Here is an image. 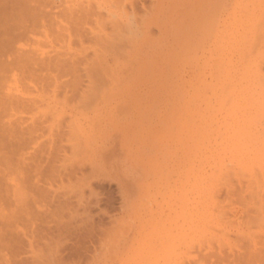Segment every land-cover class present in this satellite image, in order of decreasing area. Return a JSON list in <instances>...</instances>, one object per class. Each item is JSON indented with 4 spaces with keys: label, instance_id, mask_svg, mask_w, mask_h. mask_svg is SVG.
<instances>
[{
    "label": "rangeland",
    "instance_id": "374dc122",
    "mask_svg": "<svg viewBox=\"0 0 264 264\" xmlns=\"http://www.w3.org/2000/svg\"><path fill=\"white\" fill-rule=\"evenodd\" d=\"M63 1L35 0L41 24L35 29L31 17L27 31L8 35L9 51L37 46L65 60L52 71L30 64L17 79L9 73L0 93V264H264V158L250 155L243 164H230L238 156L231 155V138L240 127L264 139L263 115L237 95L205 94L210 68L196 66L218 60L219 44L233 50L230 57L238 63L236 51L248 29L239 15L250 0H227L215 34L197 42V51L194 32H177L166 22L169 32L163 18L167 9L170 17L193 15L203 0H116L121 29L134 23V40L141 47V40L148 43L142 57L151 53L162 66L158 84L139 77L140 69L122 78L133 68L124 67V54L107 63L121 77L107 80L106 64H95L94 17L77 21L79 26L72 20L88 1ZM63 9H77L73 27ZM168 75L182 91L171 89ZM93 81L94 90L101 86L97 92ZM75 124L82 131L75 132Z\"/></svg>",
    "mask_w": 264,
    "mask_h": 264
},
{
    "label": "bare ground",
    "instance_id": "6f19581e",
    "mask_svg": "<svg viewBox=\"0 0 264 264\" xmlns=\"http://www.w3.org/2000/svg\"><path fill=\"white\" fill-rule=\"evenodd\" d=\"M10 1L12 2L11 3L12 5H9ZM40 1H44V0H40ZM87 1H88V3L86 4L87 7L84 6L82 8L83 5L80 6L82 9H80L81 13H80V11L77 13V14H79L78 18L74 17L76 15L75 13H76L77 9H76L75 13H74L73 9H72L73 11L70 9L72 14H70V12H68L69 14L65 13L64 9L62 12L65 14V15H63L64 19H65V16H67L70 20L74 17L72 19L73 22L75 21L74 24H77V21H79V23H80V21H82V23H83V20L85 21L86 18L92 19L94 17L93 19L95 20L94 23L96 26L93 27L94 28L93 31L97 34V41H95V43L97 42V44H96L97 49L95 51H97L98 53H97V57L94 56V58L96 57L95 58L96 63L93 60L90 63L94 62L95 64H100V65L106 64L105 70L103 69L105 72L104 76L107 75L108 77L106 76V79L107 78L111 79V75H112V77H114L113 75L120 76L121 74L119 73V75H118L119 69H118V71L117 70L114 71L112 64H111L112 67L108 66L109 65L108 61H110L109 59L111 57L115 58V56L121 57V55L124 54V62L121 61L124 65V67H126L128 64H130L131 67L133 65L132 69H134V70L132 71V69H129V68H131L129 65V68H128L129 74L127 72H126L127 75L125 73H123L124 76L122 78L127 79V77H129L130 75H131V77H133L132 74L134 72H136L138 69H140V71H139L140 75H138V73H139L138 72L135 75V77L139 78V77H143V76L145 77L146 76V78L148 77L147 79L152 80V81L155 80L158 84V78H157L158 72H159L160 68H162V66L160 64H158L157 61H156V64L152 62L150 55H149L151 53H149L148 51L146 52V54L147 53H149V54H147V56L145 54L146 57H144V58L142 57L143 53L145 52V51L143 52V50H147V49H143V46H145V45L148 46V43H147V41L141 40L140 43H142V44H143V42L144 43L146 42L141 47V46H139V43H137L136 40H134L135 37L133 35V30H132V28L135 27V26H133L134 23L125 22L126 27H127V29H126L127 31H123L124 28L121 29V27H123V26H120L119 18L122 19L121 16L123 14H122V9H120L118 11L116 9L118 7L117 6L118 2H116V0H103V1L87 0ZM226 1L227 0H203L202 1L203 3H201V5L203 6V4H204V6L202 7L203 9L201 11L198 10L201 7L198 9L193 8L192 9V11H194L193 15L190 11L191 15H189L187 17H185L184 15H183L184 17H181V16H179L180 14L179 15L176 14L179 17L178 16H176V17L171 16L172 18L169 15H167L168 12L170 11V9L168 10L167 8H165V7L170 8V6H164L165 3H163L164 10L167 9L166 10L167 14L164 12L165 13L164 17L166 15L165 18H167V19L165 20V18H163L164 19L163 23H165L163 25L165 27L166 22H167V23H170V25H173V26L175 25L177 27L176 28L177 32L179 30L194 32V34H195L194 41H196V42L193 43L191 46H192V49L197 51L198 49H200L198 47L197 42H199L201 40L209 39V38H211L212 33L215 34V32H214L215 31V23L218 20L219 12H220L221 8H223L225 6ZM34 2H35V0H0V93H1L2 89H5L9 73L12 74L14 79H17L19 77L18 72L20 70H23V72H24L27 65L37 64V67H38L39 65L42 64L44 68H47L45 70H48L53 66L59 65V63H60L59 61L65 60L64 57L62 60H60L61 58L58 59L59 56L57 58L53 59L52 56H49L48 52L44 51L43 49H40L37 46L30 47V50H28L26 52L22 49H21L22 52H21V50L17 51V50H15V48H14L15 51L14 50H11L12 52L9 51L10 46H8V43H9V45H12L11 44L12 41H10L11 39H9L8 35L11 32L14 33V31H16V29H20V28H23V29H25V31H27L30 28L29 24L32 20H29V18H31V17L35 18L32 21V24L34 23L33 27L35 29H36V26L38 25L39 22L41 24L42 20H41V17L39 16L40 11L38 9H36L37 7H34L35 6ZM58 2L64 3L63 0L62 1L58 0ZM91 2H95V4L97 5V8H95V6H94V8L97 9L96 10L97 13L94 9H92L93 7L91 6V4H92ZM72 3H74V2H72ZM61 7H62V5H61ZM80 7H77V8H80ZM66 9H68V8H66ZM102 10L104 12H106V14H105L106 18L101 16L100 13L103 12ZM41 14H43V11ZM45 14H44V16H45ZM54 15L55 14L52 15L53 18H54ZM185 15H187V14H185ZM58 16L59 15H57V17ZM60 17L61 16H59L58 18H60ZM79 18H80V20H79ZM168 18L172 19L173 22L168 21ZM239 18H240V20H242L248 24L247 25L248 29L245 30L246 34L244 36V44L239 49H237V51H236L239 54L238 63L235 62L234 60H232V58L230 57L231 56L230 53H233V50H230L229 51L230 53H229L226 50L227 45L219 44V45H216V47H215V52H217L218 53L217 56H219L218 60L207 61L203 65H201L199 63L196 66L202 67L204 69L210 68V72H211V76H212L211 81L205 82V84H203V89H202V90H204L205 94L208 92L214 93V94L220 93V95H223L224 97L232 95V94L237 95L239 97V99H238L239 102L241 101V103H243L246 107H250V108H253L255 110L257 109V111H259L263 116L261 114L260 115L264 118V0H250L249 3L245 7L243 18H242V15H239ZM48 19H46V20H48ZM69 19L68 20L65 19L64 21L69 22ZM72 20L70 22V26L72 24L71 27H73ZM50 21H51L50 19L47 22L45 21L46 26H47V23L49 22L48 25L50 27V25H51ZM56 22H57V20H55V23ZM86 22L84 24H86ZM82 23H81V25H82ZM107 23H109L110 26H112V28H113V31H111V32L108 31V33L105 32V27H106ZM125 23H124V25H125ZM59 24L61 25V23H59ZM81 25H80V27H81ZM170 25L168 24L169 27H170ZM41 26L43 27V25L38 26L40 30H41V28H40ZM52 26H54V25H52ZM76 26H79V24H77ZM62 27L63 26L61 25V28ZM80 27H77V29L79 30ZM169 27H168V29H169ZM66 28H68V27H66ZM52 29L53 30H50V31H55L54 33H57L58 30L56 31L55 30L56 28L53 27ZM77 29H75L76 32H77ZM81 29H85V27L84 28L81 27ZM165 29H167V28L165 27ZM173 29H175V28H173ZM65 30H66V32H68L67 29H65ZM211 31H213V32H211ZM169 32H171V29ZM59 33H60V31H59ZM61 33H62V31H61ZM35 34L37 35L39 33H35ZM40 34H42V33H40ZM64 34H63V36H64ZM174 34H175V30H174ZM59 35H61V34H59ZM59 35H57L58 37L57 36L55 37L56 40H57V38L60 40ZM79 36H80V33H79ZM47 38H49L48 33H47ZM64 39H66V38H64ZM64 39L62 41V38H61V43L65 42ZM58 41H57V44L60 42V41L59 42ZM36 42L39 43V41H36ZM91 43H94V41L93 42L91 41ZM26 44H27V42H26ZM126 44H129L130 48H129V45H127V51H124V50L122 51V48H123L122 46H124ZM43 45H45L46 48L50 47V45L48 43H46V44L44 43ZM55 45H56V43H55ZM58 45H56V46H58ZM13 46H14V43H13ZM67 46H68V44H67ZM94 46L95 45H93V48H95ZM137 47L138 48L141 47L142 49L141 48L138 49ZM77 48H79V47H77ZM81 48H82V46H81ZM128 48H129V51H128ZM19 49H20V47H19ZM131 49H133V51ZM125 50H126V48H125ZM80 51H81V49H79L78 52H80ZM95 51H93V52H95ZM55 52H56V50H55ZM225 52H228L227 55L223 54ZM56 54H58V52ZM59 54H63L62 51H61V53L59 52ZM68 55H70V54H68ZM76 55H78V54H76ZM195 55L197 56L198 53L196 52ZM61 56H63V55H60V57ZM92 56H93V54H92ZM211 57H212V55H211ZM6 58H7V60L8 59L10 60L9 63H7L8 61H6ZM67 59H69V60H67ZM67 59L65 61L66 63L67 62L72 63V61H73L72 56H71V58H67ZM76 61H74V62H76ZM61 63L63 65L64 61ZM76 63H73V64H75V66H76ZM107 63H108V65H107ZM122 63H120L118 61V65H120ZM196 63H198V62H196ZM64 65H66V64H64ZM70 65H72V64H70ZM70 65L67 64L66 67L70 66ZM80 66H82V65H80ZM94 66H96V65H94ZM134 66H135V68H134ZM34 67H36V66H34ZM89 67H91V66L89 65ZM89 67H87L88 68L87 71L89 70ZM138 67H140V68H138ZM28 68L30 69V66L27 67V69ZM61 68H62V66H61ZM69 68H72V67L70 66ZM111 68H113V69H111ZM121 68H123V67H121ZM63 69H61V70H63ZM66 69H68V68H66ZM72 69H74V68H72ZM72 69H70V71L73 72ZM95 69H97V68L95 67ZM75 70L78 71V69H75ZM91 70L93 71L94 68ZM99 70H101V68ZM54 71H56V68ZM121 71L122 70H120V72ZM23 72H22V74L24 75L25 72L24 73ZM28 72H31V70ZM65 72H68V71H65ZM89 72H91V71L89 70ZM97 72L98 71L94 72L95 74H91L92 76L94 75L95 81H96V79L97 80L99 79L98 77L101 78V76H98L97 78L95 77L97 75L96 74ZM58 74L61 75L60 72ZM99 75H101V74H99ZM104 76L102 78H104ZM76 78H79V77H76ZM55 79H57V78L55 77ZM72 79H73V77H72ZM91 80H92V78H91ZM100 80L101 79H99V81ZM131 80H132V78H131ZM165 80L167 82L166 81H164V82L170 83L171 89H175L178 92L183 90L182 86L176 85L174 83L172 75L171 76L168 75L169 81L166 78H165ZM75 81H79V80L76 79ZM95 81L91 82L92 83V87H91L92 89L91 90L94 92L95 91L97 92V89H99L101 86L100 87L97 86L98 88L96 87L94 90L93 86L95 87L96 85H93V83ZM117 81H118V78H117ZM122 81H123V79L121 80V82ZM114 82L115 81H113V83ZM121 82H119V83L116 82V83L119 86L121 84ZM91 83H90L88 89H90ZM95 84H97V83L95 82ZM113 86H115V85L113 84ZM109 89H110V91H108V89L105 91L101 90L102 91L101 94L106 95V94L110 93L111 87H109ZM101 91L98 90V92H101ZM94 92H93V94L91 93L93 95V97L90 95L89 92L87 94H85L86 93L85 92L84 94L86 96L88 95L89 99L92 100V98H94V95L97 94ZM88 97H85V98H88ZM95 98H97V95L95 96ZM88 100H86V102ZM0 102H1V100H0ZM89 104H90V102H89ZM93 105L94 104L92 103V105H89V106H91V108H92ZM95 107H96V109L98 108V106H96V105H95ZM88 108H90V107H88ZM92 110H95V108ZM96 114H97V112H96ZM252 119L255 120L254 118H252ZM74 126L76 127L74 130L75 132L82 131V128H80L78 124H75ZM80 133H82V132H80ZM80 133H78V134L80 135ZM230 143H231L230 144V147H231L230 151L232 152L231 155H234L235 152L238 151V156L235 157L234 160H231L230 164H235V165L243 164L242 162H240V160L243 159L244 157L249 158L250 155H254L256 157L261 156V157H259L260 159L264 158V154H263V152H264V139L263 140L260 139L252 131H246L245 129H242L240 127V129L237 131V133L232 136ZM224 165L226 166L227 164H224ZM221 172L222 171H219V173H221ZM212 176H215V173Z\"/></svg>",
    "mask_w": 264,
    "mask_h": 264
}]
</instances>
